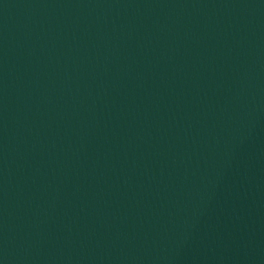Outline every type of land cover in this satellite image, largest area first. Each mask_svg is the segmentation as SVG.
I'll return each mask as SVG.
<instances>
[{
    "label": "water",
    "instance_id": "1",
    "mask_svg": "<svg viewBox=\"0 0 264 264\" xmlns=\"http://www.w3.org/2000/svg\"><path fill=\"white\" fill-rule=\"evenodd\" d=\"M0 264H264V0H0Z\"/></svg>",
    "mask_w": 264,
    "mask_h": 264
}]
</instances>
